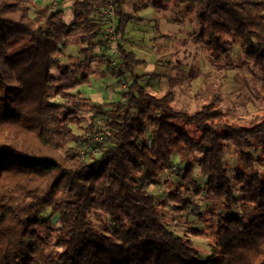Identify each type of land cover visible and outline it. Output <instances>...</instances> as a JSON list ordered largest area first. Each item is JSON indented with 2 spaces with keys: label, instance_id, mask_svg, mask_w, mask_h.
Masks as SVG:
<instances>
[{
  "label": "trees",
  "instance_id": "1",
  "mask_svg": "<svg viewBox=\"0 0 264 264\" xmlns=\"http://www.w3.org/2000/svg\"><path fill=\"white\" fill-rule=\"evenodd\" d=\"M43 1L0 0V264H264V0L140 1L154 9L146 20L122 0H72L70 21L65 7L37 8ZM110 3L125 40L128 23L186 4L194 30L177 32L196 33L190 41L215 59L238 50L263 90L261 105L249 104V118L231 115L221 86L208 83L213 71L197 61L190 75L170 77L167 91L142 85L144 61L120 37L114 46L105 38ZM103 66L124 84L122 99L81 98ZM174 165V184L223 202L215 254L202 256L160 212L171 202L169 212L186 215L182 189L170 187L158 203L148 189Z\"/></svg>",
  "mask_w": 264,
  "mask_h": 264
},
{
  "label": "rangeland",
  "instance_id": "2",
  "mask_svg": "<svg viewBox=\"0 0 264 264\" xmlns=\"http://www.w3.org/2000/svg\"><path fill=\"white\" fill-rule=\"evenodd\" d=\"M140 1L141 3L143 2L149 4L148 1L151 3V0H122L124 6L133 8L131 9V12L135 15V17H141L145 20L149 17L152 18L151 16L153 12L151 10L154 9L149 8L150 10H145L144 8H141L138 5L140 4ZM163 1L167 2L166 0ZM71 2L72 0H65L61 2L56 0H48L40 2L37 8L44 10L46 8L45 6L48 5L46 11L50 12L57 8L65 7L63 18L66 21H70L72 19L71 12L69 10ZM182 8L183 10L181 11ZM160 11L163 12L165 16L161 19H155L153 21H141L137 19L136 22L132 21L131 23H128L125 29V36L128 39L125 40L124 35L121 33L119 35V40H123L126 47L130 49L132 47V50L136 52L137 57L144 61L141 65H138L136 67V70L138 72L146 73L150 71L149 77H144V75L141 77V84L146 87L150 85L153 90H156V88L158 87L157 91H167L170 88L169 78L176 76V74L180 72H184L186 75H190L189 71H191L193 65L196 66L195 62L197 61L198 69L200 71H213V75L209 76L208 83L213 82V84L221 86L222 92L225 94L223 95V104L226 108L231 109V115L245 116V118H249L252 114L251 111L253 109L249 106V104L261 105L262 97L259 96V94L262 95L263 93V90L261 89L257 80L252 78L249 72L246 70L249 62H247L246 60L244 61V57L238 50H234L230 54V57L226 58L225 60L222 56L216 57V59L218 60L222 59L221 64L226 61L230 62L229 64H224L223 66L219 64H216V66L215 64L212 65L211 62L216 63L217 61L214 58L215 55L213 54V52L210 49L205 48V46L197 45L198 42L196 44L190 41H194L193 37L196 33H194V35L190 37L185 32L187 31L193 33L194 30V24L190 23V20H188L191 14L187 9V5L174 4L173 7L172 3L170 6H164L163 10ZM169 17L172 18L177 25L183 23L179 28L180 30L181 28L186 29L185 31H183V34H181L182 32H177L178 30H171V32H167L170 33L169 36H171V38H167L163 35L160 37L159 31L161 30V22H163L162 19L166 21L169 20V22L167 21V24H171V20L168 19ZM179 18L181 20H179ZM176 41L178 43H176ZM108 44L113 46L116 45L112 43ZM197 47L199 48L198 50ZM227 68H232L234 70H230L229 72L227 71V75L224 76L223 72L225 69L227 70ZM102 69L105 72L104 76L99 77L98 80H95V83L92 87L81 88L80 97L83 99H89L93 103H101L104 102V100H121L122 93L125 89L124 84L121 85L117 83L115 78L109 76L106 73V69L104 68V66ZM194 71L196 72L195 68L193 72ZM202 73L203 72L198 73L199 76H202ZM234 76H237L236 79L239 81L238 92L237 85H235L232 81V78ZM151 77L152 83H148V80H150ZM197 77L191 82L188 80L190 82L189 86L192 88L189 91L190 93L200 88V77ZM217 77H221V79H218ZM188 81H186V79L184 78L182 79V84H186L188 83ZM213 84L211 85L215 86ZM187 96L188 93L183 96L186 101H188ZM249 100L252 103H249ZM178 105L180 107H192L189 106V104H183V102ZM85 121L88 120L86 119ZM98 127L99 126L97 125L96 128ZM77 130H81V128ZM91 136L92 135L87 134V138H90ZM181 166L182 168H184L183 164H181ZM182 168H180V170H182ZM178 173L179 170H177L174 165V168L167 169V172L164 174V176L162 175V177L158 181L160 183H152L153 185L149 186L148 189L151 190V192L154 194L157 203L167 198V195L171 190L170 187H177L182 189V198L180 199L181 202L185 200H189L191 202L188 205L189 207H187L185 210L186 215L178 218L177 215L169 212L172 206L171 202H169L164 208L160 206V212L164 215L167 225L177 234H185L189 239H191L193 246L202 256L206 257L208 255L215 254L216 251L214 241L216 218L217 214L220 213L223 209V202L218 198H214L210 195L207 196L203 192H193L190 186L186 188V186L182 183L174 184L172 180L174 179L175 175H178ZM166 180L169 183H166ZM198 181L200 182L199 179ZM175 201H177L176 204H180L178 200ZM156 207H158V204L156 205ZM245 215L247 218L252 217L253 210L251 207L245 210Z\"/></svg>",
  "mask_w": 264,
  "mask_h": 264
},
{
  "label": "built area",
  "instance_id": "3",
  "mask_svg": "<svg viewBox=\"0 0 264 264\" xmlns=\"http://www.w3.org/2000/svg\"><path fill=\"white\" fill-rule=\"evenodd\" d=\"M113 9H114V4L110 3L105 10V12H107L106 14L108 15V21L110 23L106 28V34H105V38L108 39L109 43H114L119 38L114 27Z\"/></svg>",
  "mask_w": 264,
  "mask_h": 264
},
{
  "label": "crops",
  "instance_id": "4",
  "mask_svg": "<svg viewBox=\"0 0 264 264\" xmlns=\"http://www.w3.org/2000/svg\"><path fill=\"white\" fill-rule=\"evenodd\" d=\"M162 20H163V22H161V30L163 32L167 33V32H171V30H175V31L180 30L179 29L181 27L180 25H177L175 23L167 24L166 20H164V19H162Z\"/></svg>",
  "mask_w": 264,
  "mask_h": 264
}]
</instances>
